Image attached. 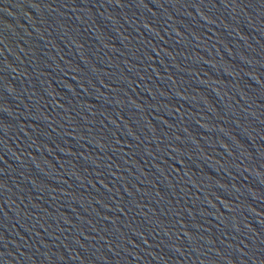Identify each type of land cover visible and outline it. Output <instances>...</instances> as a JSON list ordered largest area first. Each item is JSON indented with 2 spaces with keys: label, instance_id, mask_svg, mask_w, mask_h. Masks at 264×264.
Instances as JSON below:
<instances>
[{
  "label": "water",
  "instance_id": "95a60500",
  "mask_svg": "<svg viewBox=\"0 0 264 264\" xmlns=\"http://www.w3.org/2000/svg\"><path fill=\"white\" fill-rule=\"evenodd\" d=\"M0 264H264V0H0Z\"/></svg>",
  "mask_w": 264,
  "mask_h": 264
}]
</instances>
